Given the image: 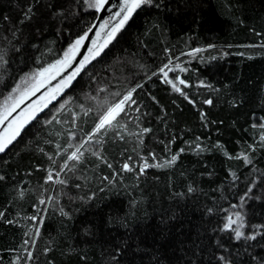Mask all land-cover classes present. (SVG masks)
<instances>
[{
  "label": "trees",
  "instance_id": "obj_1",
  "mask_svg": "<svg viewBox=\"0 0 264 264\" xmlns=\"http://www.w3.org/2000/svg\"><path fill=\"white\" fill-rule=\"evenodd\" d=\"M96 12L84 0H0V104L25 77L55 65L42 74L52 77ZM261 44L264 0L136 9L0 154V264H264ZM170 59L184 69L169 74L187 82L176 81L183 95L159 74ZM135 85L139 113L96 129ZM149 153L162 166L138 175ZM129 157L134 170L122 171ZM231 211L256 240L224 228ZM33 216L39 234L26 261Z\"/></svg>",
  "mask_w": 264,
  "mask_h": 264
},
{
  "label": "snow or ice",
  "instance_id": "obj_2",
  "mask_svg": "<svg viewBox=\"0 0 264 264\" xmlns=\"http://www.w3.org/2000/svg\"><path fill=\"white\" fill-rule=\"evenodd\" d=\"M85 3L88 4L89 7H95L96 10H100V7L102 5H104L105 0H94V2H90V0H84ZM153 3V0H124V6L121 7L118 11H116L113 14V18H114V23L112 25L111 31L113 33H115L116 31L119 30V27L124 25L128 19L130 18V14L133 13L136 9L140 8L142 5H151ZM105 24H108V21L104 22ZM105 35H108V33L106 32ZM84 39V37L82 36L80 39H78L75 43L78 45L80 44V41ZM261 47H264V44L259 45ZM69 51H71V49H69ZM99 53L97 52L96 55H98ZM65 55H67V53H65ZM85 59H87V57H85ZM0 60H3V56L0 55ZM57 63H60V61H57ZM172 63L171 59L168 61V63L162 65L159 69V74L162 76V82H165L169 85L172 86V88L177 91L180 92L183 95V92L180 88L176 87V81H178V83L180 85H187V82L184 79H181L180 77H170L169 73L171 71H173V68L170 66ZM55 67V65H49L48 68H43L41 71V75L43 73H46L49 71L50 68ZM175 67H179V65H176ZM181 71H184V69H180ZM77 71H79V69H77ZM154 75L156 73H153ZM37 87H39V85H37ZM141 87V85H135L131 88V90H129L120 100L119 102H117L115 105H113L112 107L108 108V110L106 111V113L103 115V117L99 120V123L96 125V129L98 126L102 125V127L105 128V131L107 130V128L105 127L106 125H112V121L117 119V116L120 115L121 113L124 114H128L132 111H135L137 113H139L140 109H139V105L136 101V99L134 98L135 93L137 92V89ZM20 88V85H16L15 87L12 88L11 92L12 93H16L17 89ZM34 91V89H33ZM187 98V97H186ZM9 100H15V103L12 104L11 106L7 107L6 110L4 111H0V153H3L6 149V147L11 143V141L18 135L19 131H20V127L22 126V123L20 125H18L15 129H13L9 134L5 135V133L8 132V129L12 127V124L15 123L16 121V117L12 116V113L16 110L17 107H19L20 103L23 100V94L20 95L19 99H16L14 96L10 95L9 97L5 98V104L7 105V102ZM190 103H193V101H189ZM205 103L211 104L212 101L211 100H206ZM21 112H23V108L20 109ZM17 115H19V113H17ZM9 117H11V120H9ZM138 119V117H137ZM5 121H8L7 124H5ZM118 123V121H117ZM261 128H264V123H261L260 125H258ZM99 127V130L102 128ZM144 133L150 132L151 129L145 128L142 130ZM258 141L261 144H264V133H262L259 137H258ZM99 141L97 140V143ZM143 141H140V143H142ZM251 149L253 151H255L256 145L253 144L250 146ZM183 151V150H181ZM80 152V149L77 148L76 152L72 153V156H76V154ZM149 155L152 157L153 162L149 163L148 159L145 157L143 158V164L142 166L139 167V172L138 175H142L145 173V171L150 168V167H161L162 165L159 163H156V156L154 153H149ZM72 156L68 157V159H71ZM177 159L176 155H173L171 157V162H175ZM246 164H250L251 161L249 160V158L247 156L244 157ZM129 162L128 163H124L122 165V171L125 172H132L134 169L131 166V157L128 158ZM109 167H111V165H108ZM65 166H62L61 169L57 170V174H59V172L63 171V168ZM0 179H4V177L0 176ZM48 180H52V173L50 172L48 177ZM60 183L62 184H66V180H60ZM252 192V187L250 186L249 189L247 190V193L245 194L246 196L248 195V193ZM49 199H51V197H49ZM39 203L41 205L45 204L46 201L45 200H40ZM233 207H236L235 205H233ZM31 220L33 221V226L37 228V231L35 233L34 236L29 237L28 239H24L22 241V245H23V250L24 253L26 254L25 259L26 261H30L33 258V253L31 251V248L35 246V236H38L39 234V228H38V224H37V220L38 218L36 216L31 217ZM229 222L230 224H235L234 228H230L231 231H233L235 233V239L237 241H239L241 238L247 239V240H256L257 236L260 235V232H253L251 234L245 235V233L241 230L242 228L245 227L244 221H243V217L241 216V214L239 212L235 213V220H233L231 217H229ZM9 223H12V221H9ZM260 228H264V226H259ZM226 228H229V225H226ZM27 235V233L25 234ZM13 251H15V249H13ZM17 259H20V257L18 256Z\"/></svg>",
  "mask_w": 264,
  "mask_h": 264
},
{
  "label": "water",
  "instance_id": "obj_3",
  "mask_svg": "<svg viewBox=\"0 0 264 264\" xmlns=\"http://www.w3.org/2000/svg\"><path fill=\"white\" fill-rule=\"evenodd\" d=\"M124 6V0H105L104 5L96 12V19L84 34L78 50L41 88L25 98L12 113L16 117L15 123L5 135L22 123L18 135L11 143L53 102L60 96L66 87L81 73L86 65L100 52L113 36L111 31L115 22L113 14ZM108 21V24L104 22ZM108 35H105V33ZM87 57V59H85ZM79 69V71H77ZM23 108V112L20 109ZM19 113V115H17ZM11 120V117H9ZM8 121H5L7 124ZM2 130V129H0ZM6 147L5 151L11 145ZM4 151V152H5ZM2 154V153H0Z\"/></svg>",
  "mask_w": 264,
  "mask_h": 264
},
{
  "label": "rangeland",
  "instance_id": "obj_4",
  "mask_svg": "<svg viewBox=\"0 0 264 264\" xmlns=\"http://www.w3.org/2000/svg\"><path fill=\"white\" fill-rule=\"evenodd\" d=\"M90 2H94V0H90ZM84 4H85V7L87 8V9H93V10H96V8L95 7H89L88 6V4L87 3H85L84 2ZM96 11H98V10H96ZM132 14V13H131ZM130 14V15H131ZM123 26V25H122ZM122 26H120L119 27V29L122 27ZM117 32V31H116ZM115 32V33H116ZM115 33H113V36H114V34ZM78 39H80V38H78ZM78 39H76L71 45H69L68 47H67V49L65 50V52H64V54H63V58H62V66L65 64V63H67L70 59H71V57L76 53V51L78 50V48H79V46H80V44H81V42H82V40L80 41V44H76L75 42L78 40ZM69 49H71V51H69ZM65 53H67V55H65ZM174 68H173V71H171V72H174V71H176V69H179V71H181L180 70V68L178 67H175V66H173ZM182 69H183V67H182ZM171 72L169 73V74H171ZM51 77H49V78H46V77H44V76H42L41 74H32V75H29V76H27V77H25L21 82H20V88L19 89H17V92L16 93H10V94H8L5 98H7V97H9L10 95H12V96H14L16 99H19V97H20V95L21 94H23V100L25 99V98H27L28 96H30L31 94H33L35 91H37L39 88H41L49 79H50ZM37 85H39V87H37ZM33 89H34V91H33ZM22 100V101H23ZM15 103V100H9L8 102H7V105L5 104V99L1 102V104H0V111H4V110H6V108L7 107H9V106H11L12 104H14ZM235 213H237V212H235V211H231V212H229L228 214H227V216H226V219H225V222H224V228L225 229H228V230H230V228H234L235 227V224H230V222H229V217H231L233 220H235ZM226 225H229V228H226ZM243 229L244 228H242L241 230L243 231ZM234 235H235V233H234Z\"/></svg>",
  "mask_w": 264,
  "mask_h": 264
}]
</instances>
